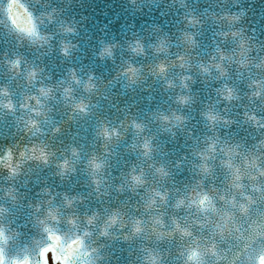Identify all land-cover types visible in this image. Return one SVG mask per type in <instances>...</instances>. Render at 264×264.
Listing matches in <instances>:
<instances>
[{
	"label": "clouds",
	"instance_id": "obj_1",
	"mask_svg": "<svg viewBox=\"0 0 264 264\" xmlns=\"http://www.w3.org/2000/svg\"><path fill=\"white\" fill-rule=\"evenodd\" d=\"M0 264H264V0H0Z\"/></svg>",
	"mask_w": 264,
	"mask_h": 264
}]
</instances>
